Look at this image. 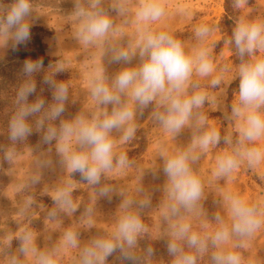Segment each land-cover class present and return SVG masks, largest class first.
<instances>
[{
    "label": "rangeland",
    "instance_id": "rangeland-1",
    "mask_svg": "<svg viewBox=\"0 0 264 264\" xmlns=\"http://www.w3.org/2000/svg\"><path fill=\"white\" fill-rule=\"evenodd\" d=\"M93 2L30 0L28 40L16 45L11 37H0V68L10 65L19 72L26 61H42L43 68L33 74L32 81L51 77L67 88L64 104L72 106V112L63 123L74 122L77 117L89 121L103 119L105 112L111 114L115 105L100 104L93 97V80L103 75L105 83L110 85L119 71L139 67L141 63L138 45L144 25L137 22L135 16L140 0H100L99 7L111 18L113 28L104 38L85 44L79 35L82 18L76 14L77 5L89 10ZM163 2L166 14L150 22V30L172 35L189 55L201 47L209 51L215 71L208 77L194 72L184 92L186 97L198 91L206 93L205 103L193 110L179 132L172 133L157 118V113L165 111L159 96L148 106H141L129 94H122L121 104L133 111L129 123L135 131L127 141L122 137L128 125L110 133L114 141V164L102 174L99 185L88 183L80 173L70 171L62 163L56 140L45 145L19 147L5 155L1 160L4 167L0 170V264H13L14 259L16 264H38L41 252H55L57 264H81L82 248L94 239L112 238L120 219L128 213L137 215L144 225L132 250L137 257L136 264H174L167 245L182 224H188L190 231L198 233L201 239L207 238L208 252L198 255L197 264H212L211 253L215 249L210 236L218 227V215L228 220L226 197L239 195L264 208V165L256 169L241 165L230 175L215 174L217 159L231 152L238 139L239 125L231 116L238 87L227 98L228 85L238 78L239 64L230 58L228 43L221 42L218 27L224 13V0ZM115 4L121 5L124 12L113 11ZM240 19L264 20V0H248V5L239 9L238 21ZM201 25L213 30L204 41L195 36L196 27ZM114 50L127 51L130 63L113 62ZM256 55L264 56V52ZM215 76H221L222 80L219 86L212 87L210 82ZM210 128L219 130L221 142L206 150L197 148L194 154L198 158L189 161L192 173L202 182L201 197L191 207L181 206L173 213L170 182L163 172L164 159L188 150L194 139ZM224 137H229L231 143H225ZM71 148L85 150L74 138ZM121 154L128 160L123 167L116 164ZM101 188H107L108 194L101 195ZM60 190L68 191L70 207L57 199ZM67 231L77 235L78 248L65 244ZM26 233L31 234L30 247L36 252L24 255L19 248L21 237ZM17 238L20 242L14 243ZM239 242V238L233 237L224 247L231 249ZM178 243L185 251H195L188 247L186 240ZM244 243V247L235 249L242 255L243 264H264V228ZM148 249H152L151 255ZM104 264L133 262L124 260L117 251Z\"/></svg>",
    "mask_w": 264,
    "mask_h": 264
},
{
    "label": "clouds",
    "instance_id": "clouds-1",
    "mask_svg": "<svg viewBox=\"0 0 264 264\" xmlns=\"http://www.w3.org/2000/svg\"><path fill=\"white\" fill-rule=\"evenodd\" d=\"M100 0H94L89 10L77 5V16L82 18L80 38L85 44L95 43L104 38L113 28L111 18L99 7ZM248 0H233L236 9H243ZM113 11L123 13L121 5H113ZM30 0H13L11 4L0 3V37H11L14 44H22L30 36V25L27 18L31 15ZM166 14L163 0H140L135 16L144 25L140 29L139 56L141 63L136 68H124L112 79L111 84L105 83V77L98 75L93 80L92 95L100 104L115 105L111 114L105 112L103 119L91 121L77 117L74 122L62 123L59 129L49 127L43 139L50 143L57 141V151L62 156V163L72 172H78L88 183L99 185L103 173L111 170L114 164V141L110 133L114 129L124 128L122 139L127 141L134 134L130 125L133 111L121 104V95L129 94L141 106H148L158 96L165 105L163 113H157L162 126L169 132H179L189 121L194 109L200 108L206 101V93L195 92L185 96L186 85L193 73L200 77H208L215 71V66L209 58L207 48L201 47L193 55L185 52L180 41L166 32H153L148 27L150 22L158 21ZM213 30L207 25L196 27L195 36L204 41ZM234 45L241 58L237 76L239 80L236 101L231 108V116L239 121L238 139L231 152L219 156L216 162V175L227 176L238 170L241 165L249 169L264 165V20L248 21L240 19L227 41ZM252 59L245 60V57ZM113 62L130 63L131 57L125 50H114ZM43 68L42 61H26L22 68L25 80L18 89V100L21 106L10 122V138L15 141L26 137L32 132L28 117L40 113L45 107L44 100L28 103V98L36 93V84L31 77ZM221 76H215L210 84L220 85ZM45 84L53 90V99L57 102L50 107L52 119L58 118L64 112L63 101L67 99V88L57 84L51 77H45ZM203 121L201 120V123ZM38 127L43 121L37 122ZM75 139L82 151L71 148ZM219 130L210 128L197 136L190 148L164 159L163 172L168 177L169 195L174 201L172 212L178 207H191L201 197L202 182L192 173L189 161L197 159L195 150H206L221 142ZM225 143H231L229 137H224ZM10 158V156H9ZM128 163L127 156L121 154L116 158V164L123 167ZM101 195H107L108 189L101 188ZM57 199L64 205L71 206L67 190H60ZM228 220L217 216L218 227L211 234L210 240L215 249L211 253L212 264H243L242 255L236 248L244 247L245 241L257 231L264 228V208L251 203L239 195L226 197ZM144 229L140 218L128 213L124 215L112 238H98L81 250V264H104L105 260L119 251L124 260L136 264L137 257L133 249L139 233ZM233 237L239 238V243L231 249L225 248ZM186 240L190 249L185 251L178 241ZM67 246L78 248L79 240L72 231L64 236ZM32 236L26 233L21 237L19 252L27 255L36 249L30 247ZM152 254V249H148ZM168 253L174 258V264H197L198 255L208 252V242L201 239L196 232L190 231L188 224H182L175 232L174 239L167 245ZM13 264H16L15 259ZM38 264H57L55 252L38 255Z\"/></svg>",
    "mask_w": 264,
    "mask_h": 264
},
{
    "label": "trees",
    "instance_id": "trees-1",
    "mask_svg": "<svg viewBox=\"0 0 264 264\" xmlns=\"http://www.w3.org/2000/svg\"><path fill=\"white\" fill-rule=\"evenodd\" d=\"M13 0H0V3H11ZM239 9L233 6V0H224V13L219 21L218 27L222 33L221 42L228 41L231 38L232 32L238 21ZM231 51V59L234 63L240 64L241 58L235 50L234 45L228 43ZM245 60H249L250 57H245ZM25 80V76L22 70L19 72L10 68V65H5L0 68V170L4 167L2 159L5 155L16 150L19 147H23L31 144L45 145L44 135L49 127L59 129L65 120L68 113L72 112V106L64 105V112L55 119L50 116V107L57 103L53 99V90L49 88L47 84L42 81L33 82L36 84V93L29 96L28 103H35L38 100L45 101V107L40 113L33 114L28 117V123L32 127V132L24 138L13 141L10 138V122L18 109L21 106V102L18 100V89ZM238 78L230 82L227 87V98L231 96L233 90L238 87ZM43 121V126L38 127L37 122ZM115 158V156H114ZM14 243L20 242V238L13 241Z\"/></svg>",
    "mask_w": 264,
    "mask_h": 264
}]
</instances>
